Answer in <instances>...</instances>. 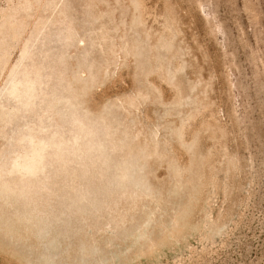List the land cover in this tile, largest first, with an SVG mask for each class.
<instances>
[{
    "label": "rangeland",
    "instance_id": "374dc122",
    "mask_svg": "<svg viewBox=\"0 0 264 264\" xmlns=\"http://www.w3.org/2000/svg\"><path fill=\"white\" fill-rule=\"evenodd\" d=\"M0 264H264V0H0Z\"/></svg>",
    "mask_w": 264,
    "mask_h": 264
}]
</instances>
